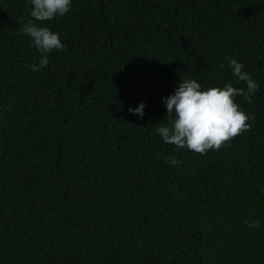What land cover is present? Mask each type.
<instances>
[{"label":"trees","instance_id":"16d2710c","mask_svg":"<svg viewBox=\"0 0 264 264\" xmlns=\"http://www.w3.org/2000/svg\"><path fill=\"white\" fill-rule=\"evenodd\" d=\"M30 9L0 0V264H264V0H73L33 21L64 44L38 72ZM226 57L259 85L248 129L165 144L180 79L246 89Z\"/></svg>","mask_w":264,"mask_h":264},{"label":"clouds","instance_id":"9594fccd","mask_svg":"<svg viewBox=\"0 0 264 264\" xmlns=\"http://www.w3.org/2000/svg\"><path fill=\"white\" fill-rule=\"evenodd\" d=\"M30 4V20L25 22L20 31L29 37V46L39 53L35 63L29 64L32 72H38L48 65V54L53 50H63L64 44L59 33L49 27L33 23V21H52L67 14L73 0H26ZM227 67L237 81H242L245 88H234L231 84L223 87L202 88L200 83L192 79L179 80L174 91L162 97L166 108V123H158L156 135L165 143L177 148H186L195 153L204 154L208 150H216L232 137L247 130L250 115L240 109L234 102L238 95L250 100L258 89V83L244 71L242 63L235 58L226 57ZM221 69L224 64L219 66ZM145 103L139 102L128 112L142 119ZM165 163L178 166L181 162L174 155L165 159ZM253 222L249 227H255Z\"/></svg>","mask_w":264,"mask_h":264}]
</instances>
